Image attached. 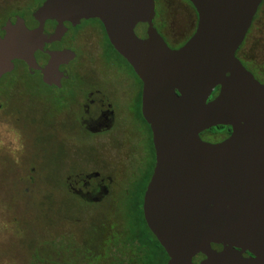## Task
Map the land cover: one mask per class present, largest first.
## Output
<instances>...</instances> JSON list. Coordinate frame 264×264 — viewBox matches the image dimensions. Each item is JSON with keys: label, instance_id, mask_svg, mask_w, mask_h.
Returning <instances> with one entry per match:
<instances>
[{"label": "water", "instance_id": "water-1", "mask_svg": "<svg viewBox=\"0 0 264 264\" xmlns=\"http://www.w3.org/2000/svg\"><path fill=\"white\" fill-rule=\"evenodd\" d=\"M190 1L197 30L172 49L154 26L155 0H45L40 27L18 21L0 37V74L16 57L34 64L48 19L99 18L143 83L156 150L143 214L167 264H264V84L236 56L262 0ZM219 125L231 126L228 138H201Z\"/></svg>", "mask_w": 264, "mask_h": 264}, {"label": "rangeland", "instance_id": "rangeland-1", "mask_svg": "<svg viewBox=\"0 0 264 264\" xmlns=\"http://www.w3.org/2000/svg\"><path fill=\"white\" fill-rule=\"evenodd\" d=\"M40 2L0 0V25L8 19L13 23L17 15L31 25V18L37 20ZM186 5V0H157L155 23L169 38L187 28ZM18 21L32 30L24 19ZM17 22L6 27L7 34ZM145 29L146 25L141 26L138 33L143 35ZM43 36L34 59L47 39L44 27ZM98 41L93 35L88 53L82 52L66 67L70 73L84 78L121 74L115 63L100 56ZM240 55L245 58L239 57L244 66L264 83V0ZM15 60L36 67V59L30 64L16 57L13 69L0 77V264H137V240L130 232L137 226L144 188L138 187V176L131 174L134 167L128 168L130 159L116 150L109 157H99L96 140L93 147L88 145L77 123L71 130L74 124L65 119L64 108L58 109L54 91L26 64ZM52 62V68L57 67V54ZM205 136L210 142L222 137L217 133ZM112 137L114 133H107L106 138ZM97 170L109 193L95 200L75 194L72 186L78 175L85 179ZM108 175L113 183L108 182Z\"/></svg>", "mask_w": 264, "mask_h": 264}, {"label": "flooded vegetation", "instance_id": "flooded-vegetation-1", "mask_svg": "<svg viewBox=\"0 0 264 264\" xmlns=\"http://www.w3.org/2000/svg\"><path fill=\"white\" fill-rule=\"evenodd\" d=\"M43 2L44 0H41L40 4ZM186 2L189 16L188 26L184 31L173 34L169 38L155 23L157 17V0H155L154 26L172 49L182 47L197 30L199 13L190 0H186ZM20 18L24 19L29 28L40 27L41 23L34 18H31L32 23L29 25L26 18L18 15L13 23H16ZM11 23L12 21L8 19L0 25L1 35L7 34L6 27ZM142 24L146 25L144 34L138 33V27L136 31L140 37H146L148 25ZM43 27L47 39L43 48L35 52L36 67L30 68L29 64L23 60H15L14 63L20 61L26 64L30 72L33 75L37 74L40 82L46 88L54 91V96L60 104L58 109L64 108L67 114L65 119L74 124L73 127L69 126L71 130L77 123L88 145L93 147V140H96L99 145V157H109V154L115 153L114 150H116L123 157L130 159L128 168L129 166L130 168L134 167L131 174L134 173V177L138 176L139 188L143 185L144 200V194L156 164V150L151 126L142 113V80L130 63L111 44L104 24L99 18H83L75 22L47 20ZM93 35H97L99 39L96 45L100 56L105 61L109 60L115 63L121 74L93 75L84 78L68 71L66 67L75 63L82 52L88 53L90 50L88 44ZM241 47L243 48V43L238 48L236 56L245 59L240 55ZM53 54H57L58 68L56 72L49 73L47 70L53 59ZM7 74L5 73V75ZM1 76L4 74H0ZM219 88L215 93L213 92L211 99L218 94ZM225 127L227 128L217 133L222 136L219 142L228 138L232 133L231 126ZM110 132L114 133L115 138H106L107 133ZM200 136L203 140L208 141L204 131L200 133ZM133 157L134 159H131ZM135 158L138 162L136 164L133 163L134 160L136 161ZM78 178L72 189L75 194L84 199H100L102 195L109 193L108 185L104 183L105 178L101 177V171H93L87 174L85 179H80V175ZM106 178L108 182L113 183L112 176L108 175ZM80 183L82 187L79 188ZM203 258H198L196 261Z\"/></svg>", "mask_w": 264, "mask_h": 264}, {"label": "trees", "instance_id": "trees-1", "mask_svg": "<svg viewBox=\"0 0 264 264\" xmlns=\"http://www.w3.org/2000/svg\"><path fill=\"white\" fill-rule=\"evenodd\" d=\"M141 26H145V24H140L138 26V29ZM216 89H218V87ZM216 89L214 90V93L216 92ZM225 128L227 127L219 125L217 127H213L209 130L204 131V134L206 135L218 133L219 131ZM135 223L137 226H135L134 232L137 235L133 231L130 232L134 236V241L137 240L136 246H134L136 250L134 256L135 263L137 262V264H167L168 255L165 249L161 246V244L153 234V232L149 229L144 218L142 207L140 208V215L135 219ZM203 257L204 255L199 254L195 257V260Z\"/></svg>", "mask_w": 264, "mask_h": 264}, {"label": "clouds", "instance_id": "clouds-1", "mask_svg": "<svg viewBox=\"0 0 264 264\" xmlns=\"http://www.w3.org/2000/svg\"><path fill=\"white\" fill-rule=\"evenodd\" d=\"M16 147H17V149H18V148H19V145H17Z\"/></svg>", "mask_w": 264, "mask_h": 264}]
</instances>
